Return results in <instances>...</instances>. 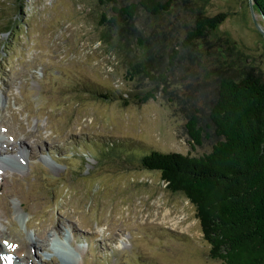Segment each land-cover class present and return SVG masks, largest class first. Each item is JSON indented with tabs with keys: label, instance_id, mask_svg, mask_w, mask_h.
<instances>
[{
	"label": "rangeland",
	"instance_id": "374dc122",
	"mask_svg": "<svg viewBox=\"0 0 264 264\" xmlns=\"http://www.w3.org/2000/svg\"><path fill=\"white\" fill-rule=\"evenodd\" d=\"M20 2L0 0V28L19 25L0 32V138L23 161L0 170V246L40 236L47 246L9 264H223L195 205L139 162L151 150L200 155L214 139L193 147L179 108L161 93L136 98L149 83L104 39L103 0ZM205 11L229 14L218 31L242 53L231 74L248 65L264 76L257 5L210 0Z\"/></svg>",
	"mask_w": 264,
	"mask_h": 264
},
{
	"label": "trees",
	"instance_id": "16d2710c",
	"mask_svg": "<svg viewBox=\"0 0 264 264\" xmlns=\"http://www.w3.org/2000/svg\"><path fill=\"white\" fill-rule=\"evenodd\" d=\"M103 1L104 39L129 57L130 77L149 83L136 98L161 93L179 108L193 147L214 139L200 155L151 150L141 166L195 205L213 258L264 264V76L248 65L231 74L242 53L219 34L228 12L207 14L210 0ZM253 3L264 18V0Z\"/></svg>",
	"mask_w": 264,
	"mask_h": 264
},
{
	"label": "bare ground",
	"instance_id": "6f19581e",
	"mask_svg": "<svg viewBox=\"0 0 264 264\" xmlns=\"http://www.w3.org/2000/svg\"><path fill=\"white\" fill-rule=\"evenodd\" d=\"M23 142L26 143V140H23V141L21 140V143H23ZM12 144L10 141H8L7 138H4V137L0 138V170L4 166H8L10 162L12 164H16L19 166L23 165L22 164L23 161H22L21 156H20L22 153L21 151L19 154L8 155V149L14 147V145H12ZM17 240H19V238L15 239V240L14 239L11 240L13 245H14V243L18 242ZM31 245L37 247L38 249L44 248L47 246V239L45 236H40V238L30 237V238H28L27 243L21 241L20 243H17L16 246L14 245V247H11V248L9 247V243L8 244L2 243L0 246V253L3 252V256L6 255L5 261H7V263L5 262V264H9L8 259H15L14 261L18 262V258H16V255L21 257V259H23V260L30 258L31 256L29 253V247Z\"/></svg>",
	"mask_w": 264,
	"mask_h": 264
},
{
	"label": "water",
	"instance_id": "95a60500",
	"mask_svg": "<svg viewBox=\"0 0 264 264\" xmlns=\"http://www.w3.org/2000/svg\"><path fill=\"white\" fill-rule=\"evenodd\" d=\"M250 1H251L252 6H253V4H254V3H253V0H250ZM262 33H264V30H262Z\"/></svg>",
	"mask_w": 264,
	"mask_h": 264
},
{
	"label": "snow or ice",
	"instance_id": "6c2138e0",
	"mask_svg": "<svg viewBox=\"0 0 264 264\" xmlns=\"http://www.w3.org/2000/svg\"><path fill=\"white\" fill-rule=\"evenodd\" d=\"M5 243H7V241H5ZM9 247H14V245H9Z\"/></svg>",
	"mask_w": 264,
	"mask_h": 264
}]
</instances>
